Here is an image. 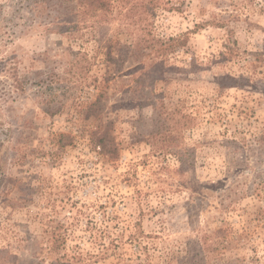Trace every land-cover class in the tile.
Here are the masks:
<instances>
[{"label":"rangeland","instance_id":"374dc122","mask_svg":"<svg viewBox=\"0 0 264 264\" xmlns=\"http://www.w3.org/2000/svg\"><path fill=\"white\" fill-rule=\"evenodd\" d=\"M56 2L0 0V264H264V0Z\"/></svg>","mask_w":264,"mask_h":264},{"label":"trees","instance_id":"16d2710c","mask_svg":"<svg viewBox=\"0 0 264 264\" xmlns=\"http://www.w3.org/2000/svg\"><path fill=\"white\" fill-rule=\"evenodd\" d=\"M117 0H77V4L87 8V7H95L96 9H105L107 12H113L115 10V7H119L122 9L128 2H131L132 0H119L116 4L113 2ZM119 4V5H118ZM138 5L135 4V6ZM156 5H158V0H141L140 6L144 7L147 12H150L151 8H154ZM133 6V8L135 7ZM150 6V7H149ZM49 14L48 16L53 15L51 21L49 24L53 25L56 29H61L62 31L65 30L68 27V22L66 21L67 16L72 13L74 10V6L72 4V0H58L56 3H52L48 5ZM68 12H64V11ZM68 13V14H67ZM113 15V14H112ZM65 18V19H64ZM63 19L64 21H62ZM67 25V26H66ZM69 29V28H68ZM150 29V28H149ZM187 41L184 39L182 35L180 36H174L170 37L167 40H164L162 38H157L151 30H148L146 32V35L141 38V40H138V46L136 47V50L141 51V45L145 46L146 48H150L152 50H155V54L160 59H163L169 52L176 51L179 47L186 45ZM144 47V48H145ZM134 81L138 83L137 90H140V85L143 83V80L139 77H135ZM140 82V83H139ZM185 118H188L189 116L186 114L182 115ZM97 134V132H96ZM100 138H103L102 136ZM101 149L103 151H110L114 147L107 148V144L103 142Z\"/></svg>","mask_w":264,"mask_h":264}]
</instances>
